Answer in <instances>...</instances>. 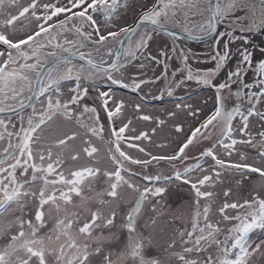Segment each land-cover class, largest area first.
Returning <instances> with one entry per match:
<instances>
[{
  "label": "snow or ice",
  "instance_id": "snow-or-ice-1",
  "mask_svg": "<svg viewBox=\"0 0 264 264\" xmlns=\"http://www.w3.org/2000/svg\"><path fill=\"white\" fill-rule=\"evenodd\" d=\"M6 3L15 7L18 0H0V15L5 16L0 20V113H16L19 127L12 118L0 119V264H173L174 258L179 264H250L259 245L249 251V234L264 230V198L232 201L231 190H223L218 219L210 213L215 189L228 176L251 172L264 177V169L221 155L237 153L243 158L237 145H246L256 149L264 162V108L259 107L264 104V60L253 70L254 81L244 82L247 69L253 68L252 52L238 45L235 68L226 73L224 82L214 80L233 59L230 45L237 40L249 43L247 36L236 33L264 31V0H155L134 24L114 23L128 0H30L16 14L6 11ZM239 11L244 15L236 16ZM192 17L199 19L190 26ZM22 18L35 24L18 36L16 23ZM221 24H225L223 32L218 31ZM172 28L190 39H213L210 59L215 67L194 69L189 55L180 49L183 67L169 76L168 52L161 48L153 55L151 49L154 33L166 32L175 42L179 36ZM75 56L87 68L73 64ZM133 61H140V68L145 67L144 61L163 66L168 97L189 81L214 88V111L185 131L176 110L167 113L173 119L166 121L143 114L136 104V118L154 124L150 132H138L125 115V101L97 88L96 98L108 122L106 137L97 107L82 103L89 89L81 82L91 81L95 87L99 79L140 92L156 81L122 71ZM177 71L182 73L178 80ZM68 81H74V86L65 89ZM234 84L239 102L228 109L225 90L232 94ZM165 92L154 99L163 100ZM28 108L31 112L25 117ZM175 108L183 111L191 106L177 103ZM187 115L199 118V109ZM57 118L77 125V130L45 135ZM254 123L260 124L255 133ZM169 124L173 134L182 137L171 152L153 154L146 144L138 143H152L158 130ZM217 129L219 134L214 135ZM153 162H166L175 169V179L189 185L196 197L191 229L170 236L166 246L153 236L156 208L150 206L152 214L142 213L144 202L161 196L165 189L145 186L141 190L132 181L137 175L132 166L143 171ZM142 179L154 183L172 177L144 174ZM129 190L138 195L127 208ZM125 232L126 240L122 239ZM160 248L167 253L163 259L153 255V249Z\"/></svg>",
  "mask_w": 264,
  "mask_h": 264
},
{
  "label": "rangeland",
  "instance_id": "rangeland-1",
  "mask_svg": "<svg viewBox=\"0 0 264 264\" xmlns=\"http://www.w3.org/2000/svg\"><path fill=\"white\" fill-rule=\"evenodd\" d=\"M30 3V0H18V6L9 7L7 3L5 4L6 11L11 14H16L19 11L20 7L26 6ZM61 3H67V0H61ZM133 3V4H132ZM155 3V0H128L127 8H122L120 10V15L114 18V23L116 24H126L125 20H123V13L132 10L133 6L136 11V16L141 13H138L140 9L141 11H145L150 8ZM132 4V5H131ZM4 15H0V20L4 19ZM199 19V17H192L189 21V25L193 20ZM98 22L102 23V19ZM35 21L29 22L27 18H22L20 21H17L16 27L18 29L17 35H23L24 32L30 31L32 26H34ZM111 27V26H109ZM19 29H22L20 31ZM174 30L181 31L179 28H172ZM112 30H116L113 28ZM150 31V30H149ZM223 32V31H221ZM236 35H244L249 39V43L243 44L241 40H237L230 45V48L233 52V59L228 63L227 67L221 70L214 83H222L224 78L226 77V73L228 69H234L236 66V59L239 58V54L237 52V46H241L249 49L252 52V63L253 68L247 69V75L243 77L244 82L252 83L254 81V68L256 64H258L261 60H264V31L258 33H236ZM227 40V37H225ZM155 43L152 46V54L157 55L158 49L163 48L168 52L169 59H167V63L169 65L168 73L171 76L172 71L179 70L183 67L182 61L179 58V50L183 49L185 53L189 55V63L192 65L194 69L199 68L201 70H208L215 67V62L210 59V55L212 52V41H206L202 43H190L182 38H178L175 42L170 36L160 33H154ZM218 39V37H216ZM220 44L224 43L220 41ZM175 46L177 48V52L173 53L171 51L172 47ZM2 47V46H0ZM81 51H87V49H81ZM73 64L79 66L81 63L79 61H72ZM145 67L140 68V61H133L129 63L122 71H124L127 75H138L140 79H154L156 82L153 84H146L143 86L142 90L135 94L134 97H126L122 94L117 96V99H122L125 101L126 105V113L125 115L133 120V125L136 127L137 131H149L154 124H150L149 122L140 121L136 118L135 108L136 104L141 105L142 113L152 115L154 118L158 117L160 119H165L166 121L173 119L167 116V113L170 110H176L179 114L180 121L184 123L185 131H190L194 126L198 125L199 122L204 119L207 115H209L215 109V101H216V90L215 92H210L208 90L202 89L200 92L195 93V89L197 88V83L194 81L186 82L185 85L177 88L172 97H168L165 92V87L167 81L161 76L163 71V66L159 64H155L152 62V67H147V61H144ZM233 66V67H232ZM86 68V67H85ZM227 71V72H225ZM116 75H119L118 73ZM182 73L178 71L176 79H180ZM159 79H156L158 78ZM35 83V82H34ZM74 81H70L65 83V89L68 87L74 86ZM82 87H88L89 94L87 98L82 101V103H86L89 106L97 107L98 112L100 113L101 121L105 124L106 132L105 136L107 137V128L108 122L106 120V115L103 110L100 108V101L96 98L98 96L97 87H93L91 85V81H82ZM238 88V85H233L232 94H228V91H225V101H227V108H230V105L233 107L239 102L237 97L235 96V90ZM101 91H106L105 89H100ZM256 90V89H253ZM245 92L247 90H244ZM161 92H165L164 99H154V97L159 96ZM111 93V92H110ZM177 103H181L182 105H190L191 108H184L183 111L175 108ZM39 106V105H38ZM264 108V104L261 106ZM192 109H199V118L191 117L187 115L188 111ZM31 112V109L24 112V116L27 117L28 113ZM12 118L13 123L17 124L19 127V116L9 117ZM86 118V117H85ZM0 119H8V118H0ZM120 119H124L122 116ZM120 119L116 121L117 126L120 124ZM255 120V118H253ZM238 121V119H237ZM126 122V121H125ZM236 126V125H234ZM78 126L65 121L61 118H57L51 129L45 133V135H49L50 133H54L56 136H63L64 133H71L74 130H77ZM260 129L259 123H254L252 125L251 130L253 133ZM174 128L169 124L164 126V130H158V134L153 137L152 143L147 142H138L142 144H146L147 149L151 151L153 154H163L166 152H171L173 149L177 147L182 137L177 138L174 134ZM219 130L217 129L214 135H218ZM205 145H209L212 141H204ZM97 146H100V142L96 141ZM158 145H164L163 147H159ZM240 149V153L243 154V158H241L240 154L234 153L232 157L223 156L222 158L226 160H231L233 162L240 163H248L253 165L254 167L264 169V162L260 160L257 155V150L249 148L246 145H237ZM132 152L134 155L143 156V154H138L135 150H128ZM192 161H189L191 163ZM133 170L137 172V175L132 177L133 183H136L141 190L145 186L149 187H163L165 189L164 193L161 196L151 197L150 199L144 202V208L142 209V213L144 211L150 212V206H154L156 208L155 217L158 221L157 227L153 232V236L160 242L161 245H165V242L168 240L170 236L181 230H190L191 224L193 220V214L195 210V194L194 191L190 188L189 185L183 184L182 181L176 180L174 173L175 169L169 166L166 162H161L160 164H156L153 162L147 169L140 171L139 166H132ZM182 170V168H181ZM144 174H152L159 175L161 177H172V179H161L160 181H156L154 183H150L148 181H144L142 176ZM227 175V174H226ZM195 179V177H193ZM240 181V183H237ZM231 190V196L228 198L232 201L243 202L245 200H251L255 196H259L260 198H264V177H261L259 173H247L246 176L241 177L237 176H228L225 179L223 184L217 185L215 191L217 192L216 202L213 206V212L210 213V217L213 219H218V215L216 212L221 203L224 202L225 197L223 196V190ZM137 193L131 192L129 190L126 193L127 203L126 207L130 208L133 206L137 199ZM204 201H201L203 204ZM232 211V210H229ZM227 223V222H225ZM127 233L125 232L122 236V239L126 240ZM223 237V234L221 238ZM249 243L250 249L249 251H253L257 249L259 245V250L255 251L253 255L250 257V264H264V230L255 229L253 232L249 234ZM166 246V245H165ZM176 250H180L179 246ZM153 255H159L162 259L167 256V253L163 252V248L153 249ZM115 258V257H114ZM173 264H179L178 260L173 259Z\"/></svg>",
  "mask_w": 264,
  "mask_h": 264
},
{
  "label": "flooded vegetation",
  "instance_id": "flooded-vegetation-1",
  "mask_svg": "<svg viewBox=\"0 0 264 264\" xmlns=\"http://www.w3.org/2000/svg\"><path fill=\"white\" fill-rule=\"evenodd\" d=\"M133 4V3H132ZM131 4V5H132ZM131 9L132 10H128V11H126V12H124L123 13V15H124V17H123V20H125V23L126 24H134V21H135V19L138 17V16H136V11H135V8L132 6L131 7ZM142 9H140V11L138 12V13H142V11H141ZM235 15L236 16H243L244 15V12H242V11H239V12H237V13H235ZM101 19H102V17H101ZM218 31L219 32H221V31H225V24H221V25H219V27H218ZM213 39H211L210 41H212ZM209 41V42H210ZM220 41H222L223 43H225L226 42V38H224V39H222V40H220ZM191 43V42H190ZM194 44V43H193ZM127 46V45H126ZM129 63H127V65H128ZM147 67L148 68H151L152 67V62H149V61H147ZM233 67V66H232ZM233 68H235V67H233ZM229 70H231V69H228L227 71H229ZM227 71H225V72H227ZM177 74H178V71H177ZM221 75H223V73H220ZM226 78V77H225ZM224 78V79H225ZM69 82V81H68ZM223 82H224V80H223ZM65 83H67V82H65ZM96 87L99 89H105L106 91H110L111 92V94L116 98L117 96H120V94H122V95H124V96H126V97H134L135 96V94H133V92H131L129 89H121V88H119V87H117V86H113V85H110V83L109 82H106V81H102V80H99V79H97V81H96ZM202 89H204V87H202L201 85H199V84H197V88L195 89V93H198V92H200ZM205 90H208V91H210V92H215V89L214 88H211V87H205ZM225 91H227V90H225ZM87 98V97H86ZM227 101H225V107L227 108ZM231 108H233V106L232 105H230V108H228V109H231ZM214 111V110H213ZM233 124L234 125H237L238 124V121L236 120V121H233ZM219 130V129H218Z\"/></svg>",
  "mask_w": 264,
  "mask_h": 264
},
{
  "label": "water",
  "instance_id": "water-1",
  "mask_svg": "<svg viewBox=\"0 0 264 264\" xmlns=\"http://www.w3.org/2000/svg\"><path fill=\"white\" fill-rule=\"evenodd\" d=\"M148 28H151V26L149 25ZM171 30L173 32H176L178 34L179 38L185 39V40L190 41V42H193V43H202V42H206V41L210 40V39H207V38L206 39H203V40H201V39H190V38H188V35L186 33H183L181 31H177V30H173V29H171ZM161 33L168 36V34L166 32H161ZM72 61H79V62L85 64L84 61H81L79 59V56L73 57L72 58ZM29 109L30 108L25 109L24 112L27 111V110H29ZM14 116H17L16 113H0V118H9V117H14Z\"/></svg>",
  "mask_w": 264,
  "mask_h": 264
}]
</instances>
